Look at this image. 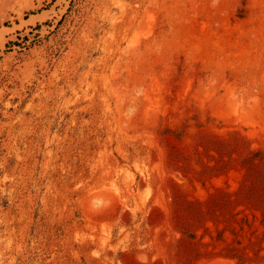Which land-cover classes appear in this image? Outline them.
Instances as JSON below:
<instances>
[{"label": "rangeland", "instance_id": "374dc122", "mask_svg": "<svg viewBox=\"0 0 264 264\" xmlns=\"http://www.w3.org/2000/svg\"><path fill=\"white\" fill-rule=\"evenodd\" d=\"M0 264H264V0H0Z\"/></svg>", "mask_w": 264, "mask_h": 264}, {"label": "trees", "instance_id": "16d2710c", "mask_svg": "<svg viewBox=\"0 0 264 264\" xmlns=\"http://www.w3.org/2000/svg\"><path fill=\"white\" fill-rule=\"evenodd\" d=\"M39 25H36V27H38ZM13 44H15V42L14 41H7V43H6V45L7 46H10V45H13Z\"/></svg>", "mask_w": 264, "mask_h": 264}]
</instances>
